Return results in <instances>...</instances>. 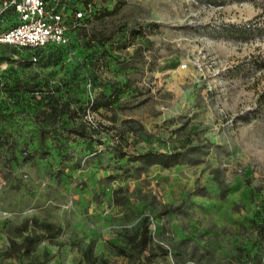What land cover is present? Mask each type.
Wrapping results in <instances>:
<instances>
[{
  "label": "rangeland",
  "instance_id": "1",
  "mask_svg": "<svg viewBox=\"0 0 264 264\" xmlns=\"http://www.w3.org/2000/svg\"><path fill=\"white\" fill-rule=\"evenodd\" d=\"M89 1L69 48L0 52V264H264V0Z\"/></svg>",
  "mask_w": 264,
  "mask_h": 264
},
{
  "label": "built area",
  "instance_id": "2",
  "mask_svg": "<svg viewBox=\"0 0 264 264\" xmlns=\"http://www.w3.org/2000/svg\"><path fill=\"white\" fill-rule=\"evenodd\" d=\"M70 2L72 0H0V46L37 50L47 45H69V32L86 29L92 19L89 0L72 5ZM7 14L13 19L11 24L5 21Z\"/></svg>",
  "mask_w": 264,
  "mask_h": 264
},
{
  "label": "trees",
  "instance_id": "3",
  "mask_svg": "<svg viewBox=\"0 0 264 264\" xmlns=\"http://www.w3.org/2000/svg\"><path fill=\"white\" fill-rule=\"evenodd\" d=\"M74 3H77L75 1L70 2L69 4L72 5ZM100 17H105L109 16L112 13H114V10L107 11V10H102L99 11ZM93 16V14H92ZM5 21L7 24H11L13 19L11 16H8V14L5 16ZM84 32V28H78L76 30H73L69 32L68 36L69 39L78 36L80 37L81 34ZM71 43V42H70ZM54 46V45H47L44 48L37 49V50H30V49H14L11 47L7 46H0V52L3 53H8V52H14L15 55L16 53L21 54V57H16L17 60L23 61L25 59L22 54L23 53H28L29 57L27 58L28 61H32L35 59V61L41 59L42 55L44 52H59L61 50H64L66 48H69L70 46ZM88 57V54H85V58ZM103 100V101H101ZM111 105V101H109V97H100L99 99L96 98L93 102L92 105V110H96L99 108H107ZM58 105H56L54 102H45L44 104H41L39 106H36L35 108V114H34V121L35 123L39 125H45L48 123L49 120L53 119L56 116H60L61 113L58 111ZM69 134L73 136H79L80 138H86L87 135L83 132V129L80 127H74L72 129L67 130ZM178 159V154H157V153H145L143 155L137 156L135 161H139L142 165L144 166H151V165H159L163 168H167L171 166L172 164H176Z\"/></svg>",
  "mask_w": 264,
  "mask_h": 264
}]
</instances>
